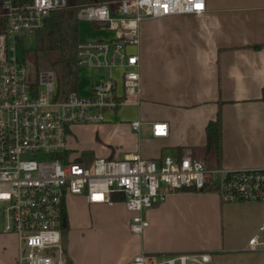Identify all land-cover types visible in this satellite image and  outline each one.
I'll return each mask as SVG.
<instances>
[{
	"label": "crops",
	"instance_id": "obj_1",
	"mask_svg": "<svg viewBox=\"0 0 264 264\" xmlns=\"http://www.w3.org/2000/svg\"><path fill=\"white\" fill-rule=\"evenodd\" d=\"M132 49L140 57L141 102L108 113L103 123L73 127L67 140L72 158L140 153L161 160L191 153L210 168H264V0H206L200 14L145 19ZM99 70L100 79L109 75ZM218 119L217 159L207 128ZM154 123H167L168 135L154 136ZM68 199L69 264H129L141 252L159 261L210 253L212 264H264V250L249 249L264 222V201L228 203L213 188L179 191L146 212L150 225L137 235L123 200L93 204L85 194ZM17 248L14 238H2L0 264H17Z\"/></svg>",
	"mask_w": 264,
	"mask_h": 264
},
{
	"label": "built area",
	"instance_id": "obj_2",
	"mask_svg": "<svg viewBox=\"0 0 264 264\" xmlns=\"http://www.w3.org/2000/svg\"><path fill=\"white\" fill-rule=\"evenodd\" d=\"M82 6L79 18L104 23L116 31L111 40L83 43L78 66L109 71L94 81L89 97L73 91L58 99L52 69L28 79L18 43L37 32L48 15L68 0H0V220L17 237V264H69L62 245L66 197L85 194L90 203L113 205L123 200L132 215L131 231L149 227L146 212L172 193L215 189L225 202L264 201V168H210L186 153L151 160L140 153L122 158L98 157L90 165L68 153L75 125L100 124L107 114L129 102L139 104L143 92L140 57L141 23L174 14H200L206 0H120ZM122 71L121 81L112 74ZM140 120L132 122L139 130ZM167 123H154L156 137L167 136ZM264 222L249 240L250 250H264ZM210 253H177L152 264H212ZM129 264H146V253Z\"/></svg>",
	"mask_w": 264,
	"mask_h": 264
},
{
	"label": "trees",
	"instance_id": "obj_3",
	"mask_svg": "<svg viewBox=\"0 0 264 264\" xmlns=\"http://www.w3.org/2000/svg\"><path fill=\"white\" fill-rule=\"evenodd\" d=\"M120 0H68V6L53 10L45 19L44 25L36 32L37 44L32 51L34 63L39 69L42 65L56 72L58 80V99H66L78 87L77 48L79 40V10L82 6ZM0 21L4 22L3 18ZM25 54V51L23 52ZM264 101V88L262 93ZM209 146L218 159L221 154V123L213 121L207 128ZM63 228L68 225V216L63 212Z\"/></svg>",
	"mask_w": 264,
	"mask_h": 264
},
{
	"label": "rangeland",
	"instance_id": "obj_4",
	"mask_svg": "<svg viewBox=\"0 0 264 264\" xmlns=\"http://www.w3.org/2000/svg\"><path fill=\"white\" fill-rule=\"evenodd\" d=\"M116 37V31L110 29L104 23H95L86 19L79 20V40L83 43L88 42H97L100 40H111ZM37 44V36L36 32H26L22 35L18 43L19 52L25 60L26 68H27V76L28 79H35L38 75V71L41 69H49L47 66L42 65L39 69H37L36 64L34 63L32 51L35 49ZM25 51V54L23 52ZM113 72L117 76H121L120 69H113ZM101 77H104V72L101 70H97L94 68H90L87 66H80L78 68V87L77 92L82 97H89L91 93V86L93 81H98ZM80 125V124H79ZM78 125H75L77 127ZM96 159L94 155L84 154L81 157L82 162L86 165H90L93 160ZM206 160V159H205ZM212 167L211 165H209ZM69 196L66 197V201L69 202ZM119 201V199H117ZM74 206L77 209H80L81 205L75 203ZM67 234L66 230L62 231V245L64 246V235ZM260 234H264L263 232ZM11 240L14 238L17 243V237L14 233L5 232L3 230V225L0 220V240ZM65 249V248H64ZM159 259H154L153 256L146 254V264H152L158 262Z\"/></svg>",
	"mask_w": 264,
	"mask_h": 264
}]
</instances>
